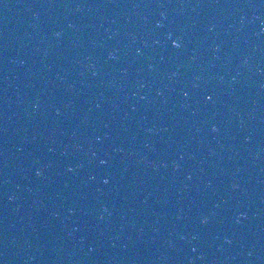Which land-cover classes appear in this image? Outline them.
Instances as JSON below:
<instances>
[{
  "label": "clouds",
  "instance_id": "1",
  "mask_svg": "<svg viewBox=\"0 0 264 264\" xmlns=\"http://www.w3.org/2000/svg\"><path fill=\"white\" fill-rule=\"evenodd\" d=\"M173 43L177 46H180V41L179 40H173Z\"/></svg>",
  "mask_w": 264,
  "mask_h": 264
},
{
  "label": "snow or ice",
  "instance_id": "2",
  "mask_svg": "<svg viewBox=\"0 0 264 264\" xmlns=\"http://www.w3.org/2000/svg\"><path fill=\"white\" fill-rule=\"evenodd\" d=\"M211 97H209V99H210Z\"/></svg>",
  "mask_w": 264,
  "mask_h": 264
}]
</instances>
